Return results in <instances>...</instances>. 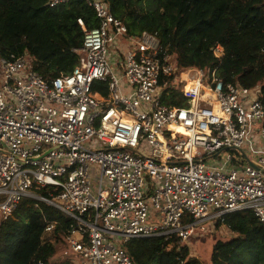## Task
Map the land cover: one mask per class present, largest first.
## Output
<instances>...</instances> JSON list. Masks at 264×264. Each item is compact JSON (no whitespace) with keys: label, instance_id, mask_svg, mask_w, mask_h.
I'll use <instances>...</instances> for the list:
<instances>
[{"label":"built area","instance_id":"built-area-1","mask_svg":"<svg viewBox=\"0 0 264 264\" xmlns=\"http://www.w3.org/2000/svg\"><path fill=\"white\" fill-rule=\"evenodd\" d=\"M82 1L99 26L78 20L84 40L71 73L50 81L30 54L0 51V224L25 198L52 206L74 222L60 264H135L131 241L188 244L237 212L264 228L261 87L180 70L156 36L130 35L107 0ZM178 84L183 105L165 104ZM45 187L47 197L34 191ZM57 227L47 225L43 243L54 244L46 238Z\"/></svg>","mask_w":264,"mask_h":264},{"label":"trees","instance_id":"trees-1","mask_svg":"<svg viewBox=\"0 0 264 264\" xmlns=\"http://www.w3.org/2000/svg\"><path fill=\"white\" fill-rule=\"evenodd\" d=\"M107 2L130 35L156 36L180 70L217 71L225 82L260 86L264 94V0ZM47 4L48 0H0V51L3 56L30 54L35 71L51 81L78 65L73 50L81 48L84 40L78 20L88 29L97 28L99 21L82 0L56 8ZM218 47L224 50L221 57L215 54ZM180 88L181 84L174 86L164 103L183 105ZM93 91L108 96L103 82H95ZM34 191L47 197L52 189ZM55 221V237L64 249L63 233L74 222L46 203L23 199L14 217L0 224V264H60L58 245L42 240L47 225ZM222 226L235 237L216 242L211 264H264V228L253 212L229 214L216 228ZM126 249L135 264H201L191 256L188 244L176 237L136 239Z\"/></svg>","mask_w":264,"mask_h":264},{"label":"rangeland","instance_id":"rangeland-1","mask_svg":"<svg viewBox=\"0 0 264 264\" xmlns=\"http://www.w3.org/2000/svg\"><path fill=\"white\" fill-rule=\"evenodd\" d=\"M146 3L147 1H145L143 4L145 5ZM234 237L235 235L231 233L226 227L222 226L221 228L217 229L215 226H212L207 233L192 238L188 243L191 251V256L193 258L199 259L201 264H211L213 247L215 246L216 242L218 240H230ZM46 240H54V244L58 245L59 250L56 256V260L59 261L63 251L62 245L58 242L56 237L53 238V235L47 237Z\"/></svg>","mask_w":264,"mask_h":264},{"label":"bare ground","instance_id":"bare-ground-1","mask_svg":"<svg viewBox=\"0 0 264 264\" xmlns=\"http://www.w3.org/2000/svg\"><path fill=\"white\" fill-rule=\"evenodd\" d=\"M178 130H179V132L184 133L183 129H178ZM165 156H166V153H165Z\"/></svg>","mask_w":264,"mask_h":264}]
</instances>
